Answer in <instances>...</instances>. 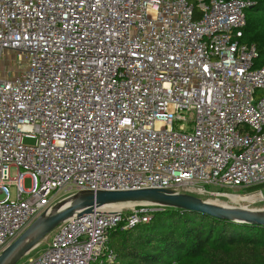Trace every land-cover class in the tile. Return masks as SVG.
<instances>
[{"label":"built area","instance_id":"1","mask_svg":"<svg viewBox=\"0 0 264 264\" xmlns=\"http://www.w3.org/2000/svg\"><path fill=\"white\" fill-rule=\"evenodd\" d=\"M254 3L0 0V253L72 190L264 184ZM155 206L74 215L17 264H102L110 231Z\"/></svg>","mask_w":264,"mask_h":264},{"label":"trees","instance_id":"2","mask_svg":"<svg viewBox=\"0 0 264 264\" xmlns=\"http://www.w3.org/2000/svg\"><path fill=\"white\" fill-rule=\"evenodd\" d=\"M253 1L242 40L257 46L262 66L264 0ZM107 243L114 257L102 264H264V226L165 206L148 222L113 228Z\"/></svg>","mask_w":264,"mask_h":264},{"label":"water","instance_id":"3","mask_svg":"<svg viewBox=\"0 0 264 264\" xmlns=\"http://www.w3.org/2000/svg\"><path fill=\"white\" fill-rule=\"evenodd\" d=\"M65 200H68V203L64 206L60 205ZM126 201L199 211L238 223L264 226V212L246 207H228L189 193L175 192L172 189L83 190L56 202L48 211L42 213L14 242L0 253V264H17L43 238L74 215H84L91 212L95 207ZM54 207L56 209L52 210Z\"/></svg>","mask_w":264,"mask_h":264},{"label":"rangeland","instance_id":"4","mask_svg":"<svg viewBox=\"0 0 264 264\" xmlns=\"http://www.w3.org/2000/svg\"><path fill=\"white\" fill-rule=\"evenodd\" d=\"M13 53L14 52L4 53V55L2 57L1 64L6 65V64L10 63V64L14 65V61L17 58V55H14V54H17V53H14V54ZM25 142L29 143V144H33L36 142V139L25 138ZM16 174H17L16 169H15V167H13L12 168V176H15ZM23 182H24L25 188H29L32 184L31 178L27 177V176L24 177ZM255 186H259V188L258 189L251 188L254 186H251L248 188H243V187H220V186L211 185V186L205 187L208 191H211L210 194L209 193L199 194L197 189L200 187L196 186V185H195V187H179V190L181 192H184V193H189V194L195 195V196L200 197L204 200L211 201L213 203L228 206V207H233V208L246 207V208L254 209V210H257V209L262 210V209H264V184L255 185ZM187 189H191L192 191L187 192ZM193 189H196V190H193ZM76 192H77V190H72L69 193H64V194L59 195L57 202L65 199L66 197H68V196H70ZM230 194L236 195L238 197L232 198L229 196ZM13 195L15 196L14 190H13ZM250 195H255V196H257V198L255 200H248L247 197ZM243 197H246V198H243ZM67 203H68V200H65L62 203H60V205L61 204H67ZM112 207H114V208L123 207L127 211V213L132 214V213H136V212H141L144 209L153 210V209H155L156 206L153 204H136V205L135 204L134 205L116 204V205H112ZM54 209H56V207H54L52 210H54ZM140 216H141V214L139 215V217ZM54 233H55V231H52L47 237L43 238L38 243V245L34 249H32L25 257H23L22 260H20L18 263H20L23 260H27L28 258L35 257L39 253L44 251L46 249L47 245L49 244V242L51 241Z\"/></svg>","mask_w":264,"mask_h":264},{"label":"bare ground","instance_id":"5","mask_svg":"<svg viewBox=\"0 0 264 264\" xmlns=\"http://www.w3.org/2000/svg\"><path fill=\"white\" fill-rule=\"evenodd\" d=\"M229 196L232 197V198H236V197H238V196H236V195H231V194H230ZM243 198H246V197H243ZM256 198H257V196H255V195H250V196L247 197L248 200H255ZM116 204H119V205H124V204L134 205V204H135V205H136L137 203L128 202V201H126V202H117V203L109 204V205H107L106 207H112V205H116ZM62 205L64 206V205H66V204H62ZM257 210H258V209H257ZM259 211H260V212H264V209L259 210ZM57 228H58V227H57ZM57 228H56V229H57ZM56 229H55L54 231H56ZM54 234H55V233H54ZM19 236H20V235H19ZM19 236H18V237H19ZM18 237H17V238H18ZM17 238H16V239H17ZM16 239H15V240H16ZM15 240H14V241H15ZM14 241H13V242H14ZM51 241H52V239H51ZM51 241H50L49 243H51ZM37 245H38V244H37ZM37 245H36V246H37ZM48 245H49V244H48ZM48 245H47V246H48ZM36 246H35V247H36ZM35 247H34V248H35ZM34 248H33V249H34ZM42 252H43V251H42ZM42 252H41V253H42ZM41 253H39L38 255H40ZM38 255H37V256H38ZM35 257H36V256H35Z\"/></svg>","mask_w":264,"mask_h":264}]
</instances>
